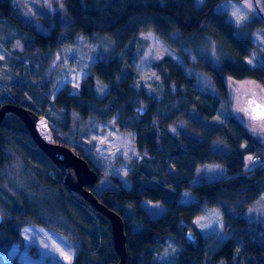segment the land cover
Returning <instances> with one entry per match:
<instances>
[{
	"label": "trees",
	"instance_id": "trees-1",
	"mask_svg": "<svg viewBox=\"0 0 264 264\" xmlns=\"http://www.w3.org/2000/svg\"><path fill=\"white\" fill-rule=\"evenodd\" d=\"M221 2L62 0L63 10L37 18L45 29L42 31L23 23L10 0H0V19L29 36L30 50L53 51L78 37L93 35L105 36L111 42L106 56L89 67L78 94H72L67 86L50 103L54 109L83 120H113L120 133L135 135L137 151L150 163L148 177L137 167L127 173L128 189L119 186L95 194L124 220L126 264H159L154 260L153 249L168 238L181 248L176 264H264V230L244 216L264 192V144L258 137L262 130L251 129L245 107L242 112L232 110L225 81L252 79L264 87V55L261 66H248L245 60L251 52L257 56L261 53L242 33L259 30L264 35V18H253L245 26L235 28L225 12L217 11ZM147 33L176 51L187 67L205 74L213 92L196 90V77L188 75L171 58L156 66L163 87L161 100L135 92L131 88L135 42ZM205 39L218 49L219 63L207 58L192 62L188 58L191 46ZM95 79L107 87L102 98L96 95ZM233 88L239 106L255 100ZM43 90H39L42 97ZM10 94L15 101L4 103L19 105L23 91L12 86ZM221 105L231 113L222 122L217 114ZM171 126L176 128L177 137L159 142V134ZM68 128L67 123L61 129ZM48 136L50 142L70 148L95 170L82 148L69 142L59 129H51ZM245 156L258 158L251 170L244 168ZM205 164L218 165L223 175L210 181H194L195 169ZM152 167V171L159 172V181L151 174ZM185 192L192 197L188 203L181 202ZM122 206L132 208L135 229L125 221ZM156 206L161 209L159 213ZM205 208L219 213L220 233L225 237L209 256L207 240L192 224ZM0 210V248L18 244L23 249L20 229L24 226L45 227L61 234L65 233L64 227L72 226L81 240L77 241L81 249H76L72 264L117 261L107 220L64 186L63 174L30 140L22 122L10 113L0 124ZM0 264L26 263L0 256Z\"/></svg>",
	"mask_w": 264,
	"mask_h": 264
},
{
	"label": "rangeland",
	"instance_id": "rangeland-1",
	"mask_svg": "<svg viewBox=\"0 0 264 264\" xmlns=\"http://www.w3.org/2000/svg\"><path fill=\"white\" fill-rule=\"evenodd\" d=\"M10 1L23 23L42 31L45 29L37 18L63 10L62 0ZM195 2L200 3L201 0H195ZM216 9L225 12L228 21L235 28L245 26L253 18H264L262 0H222ZM242 33L244 37L251 39L261 53L257 56L251 52L245 62L250 67L261 66V56L264 55L262 31L257 30L248 34L243 30ZM27 36V34L19 32L9 22L0 19V106L5 104L4 100L15 101L10 94L12 86L22 90L23 95L20 97L19 106L31 107L34 112L47 121L50 129H59V132H62L65 135L63 137H66L69 142L82 148L85 157L99 176L97 184L91 189L97 195L105 189H117L119 186L128 189L130 185L126 176L133 167L141 168V173L148 177L150 163L145 161L137 151L133 141L134 134L120 133L113 120L103 123L91 118L83 120L70 112L62 113L54 109L50 103L55 94L67 86H70L72 94H78L81 82L89 75V67L95 61L104 58L106 53L111 50L110 40L102 35L78 37L70 45H62L53 51L37 52L28 48L29 36ZM209 41L205 39L194 43L191 46L192 52L188 53V58L192 62L207 58L214 60L215 64L219 63V51L215 44L211 40ZM165 58H171L188 75L196 77V90L201 93L213 92L211 82L205 74L187 67L176 51L152 33L141 35L135 42L131 88L135 92H143L154 100H161L163 87L156 66ZM225 81L228 89V101L234 112L245 111L244 107L247 109V105L244 102L239 106L233 86L243 94L254 97L255 101L264 106V87L259 82L252 79L229 78H226ZM40 89H44V94L42 93L44 97L39 95ZM95 91L97 97L102 98L107 92V87L95 79ZM46 99H48L47 102ZM144 108L145 106L141 107V109ZM217 114L221 122L231 115L223 105L219 107ZM67 123L69 130H62L61 128ZM251 123V129L262 130L258 137L264 144V114L251 119ZM47 137L49 140L51 139L50 136ZM176 137L177 130L171 126L159 134V142L160 140L170 141ZM243 161L245 170H251L258 163L251 156H245ZM143 167H146L147 170L144 171ZM152 169L153 167L150 171ZM152 172L153 177L159 181V176H156L159 172L156 170ZM222 175L223 169L218 165L205 164L195 169L194 181H210ZM161 182L165 184L164 180ZM191 200L192 197L187 192L183 193L182 203H188ZM120 209L125 221H129V227L135 229L132 208L122 206ZM156 209L158 213L161 210L158 206ZM0 213L2 214L1 210ZM244 216L255 227H261L264 230V192L247 209ZM192 224L200 236L208 242L206 245L207 256L223 243L225 237L220 233L222 223L216 210L205 208L203 214L192 220ZM62 230H64V234L45 227L24 226L20 229L24 248H20L18 244H12L8 248L4 246L0 248V256L3 260L17 258L26 264H72L77 254L76 249L79 247L81 249L77 243V241H81L80 236L77 234L76 228L72 226L66 229L64 227ZM104 230L107 229L104 228ZM180 250L179 245L173 239L168 238L153 249L154 260L159 264H176L175 257ZM203 264L206 263L203 262Z\"/></svg>",
	"mask_w": 264,
	"mask_h": 264
},
{
	"label": "water",
	"instance_id": "water-1",
	"mask_svg": "<svg viewBox=\"0 0 264 264\" xmlns=\"http://www.w3.org/2000/svg\"><path fill=\"white\" fill-rule=\"evenodd\" d=\"M247 109L250 119L258 118L264 114V106L255 100L247 104ZM9 113L14 114L22 122L30 140L63 174L64 186L72 193L80 196L94 211L107 220L112 249L117 257L116 263L110 264H126L124 220L115 211L104 206L91 190L98 182V173L90 168L84 158L77 156L70 148L50 142L47 136L51 129L47 121L36 112L16 104L5 103L0 106V124L5 115ZM1 222L2 216L0 214V224Z\"/></svg>",
	"mask_w": 264,
	"mask_h": 264
},
{
	"label": "built area",
	"instance_id": "built-area-1",
	"mask_svg": "<svg viewBox=\"0 0 264 264\" xmlns=\"http://www.w3.org/2000/svg\"><path fill=\"white\" fill-rule=\"evenodd\" d=\"M255 161H257V159L254 158Z\"/></svg>",
	"mask_w": 264,
	"mask_h": 264
},
{
	"label": "flooded vegetation",
	"instance_id": "flooded-vegetation-1",
	"mask_svg": "<svg viewBox=\"0 0 264 264\" xmlns=\"http://www.w3.org/2000/svg\"><path fill=\"white\" fill-rule=\"evenodd\" d=\"M51 132V131H50Z\"/></svg>",
	"mask_w": 264,
	"mask_h": 264
}]
</instances>
